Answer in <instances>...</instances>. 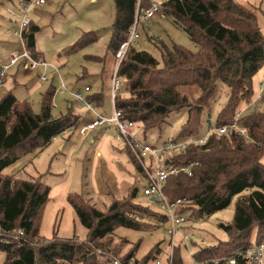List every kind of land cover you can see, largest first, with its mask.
<instances>
[{
    "label": "trees",
    "instance_id": "16d2710c",
    "mask_svg": "<svg viewBox=\"0 0 264 264\" xmlns=\"http://www.w3.org/2000/svg\"><path fill=\"white\" fill-rule=\"evenodd\" d=\"M153 4L187 33L198 46L196 50L161 40L157 45L159 61L150 52L135 47L138 23L147 21L146 13ZM114 9L106 48L112 60L110 79L116 66L121 77L114 101L121 116L135 122L140 140L157 145L166 140H195L208 128L233 125L244 130L231 128L223 134L211 131L204 144L191 143L169 156L172 166L194 165L190 174H170L163 191L188 198L180 212L188 211L187 215L198 219L227 208L235 195L249 189L236 201L231 221L219 223L228 239L196 247L193 258L202 264H226V258L235 256L236 264H255L237 253L264 242V102H257L254 109L249 107L250 111L240 110L255 100L258 91L253 89L252 78L264 70V32L257 21L256 6L234 0H114ZM134 26L137 37L129 42L117 64L115 54L129 40ZM37 30L39 27L30 20L23 34L33 57ZM96 39L93 30L86 31L64 54L84 49ZM104 59L85 55V60L102 63ZM220 86L227 87L226 101L211 121L210 106ZM55 90L47 86L41 93L38 113L28 99H18L12 91L0 97V264H108L109 256L100 252L118 257L122 264H131L141 239L120 256L128 240L118 237L119 243L111 247L115 229H152L158 223H168L158 209L135 201L137 186L125 197L110 200L104 208L96 207L83 194L69 193L68 203L87 231L84 240L59 238L56 233L45 239L38 223L49 198V186L39 176L23 179L3 173L18 159L42 151L52 139L81 123L82 117L74 111L75 98L64 111L52 113ZM85 98L95 107L102 106L100 89L87 93ZM180 108L186 109L187 118L177 134L169 136L167 117ZM206 111L209 117L204 122ZM133 163L139 168L136 161ZM161 253L156 243L142 259L146 264ZM170 264H182L178 248Z\"/></svg>",
    "mask_w": 264,
    "mask_h": 264
},
{
    "label": "rangeland",
    "instance_id": "374dc122",
    "mask_svg": "<svg viewBox=\"0 0 264 264\" xmlns=\"http://www.w3.org/2000/svg\"><path fill=\"white\" fill-rule=\"evenodd\" d=\"M17 1H14L15 7L11 2L9 5L16 8ZM234 1L250 7L256 6L257 21L264 32V0ZM7 4L8 2L5 0H0V38H4L5 41L11 39L17 42V38L13 35V28L6 32V9L9 8ZM114 15V0H48L42 6H31L29 16L39 27V30L34 33L33 53H35V59L39 61L43 59L51 67L45 71L42 66L23 69L22 62L11 66L6 72V84L0 90V95L7 92L8 86L14 79L19 82L14 86L15 97L28 99L33 111L38 113L41 106V93L47 86H52L56 89V98H61L60 108L52 110V113L57 115L60 111L65 110L68 102L72 103L73 100L69 93L58 91L57 86L61 76L70 91L83 92L87 84L91 87L88 93L100 89L103 94V102L101 107H96V110L102 114L110 115L112 102L110 101L109 84L112 60L106 48ZM141 22L142 24H140ZM141 22L137 27L139 37L133 44L139 50L150 52L159 61H161V54L157 45L161 44V40L167 44L172 41L180 43L191 51L198 47L188 38L187 33L181 27L176 26L171 18L161 15L159 10L147 15V21ZM89 30L96 33V42L87 45L84 49L64 54V51L71 47L82 33ZM15 46L19 47L20 44L11 47ZM86 54L97 57L105 56V59L102 63L97 60H85ZM53 67L58 70H52ZM43 72L46 73L47 80L41 79ZM252 82L253 89L257 92L260 84L264 82L263 69L255 73ZM226 93L227 87L220 86L210 106V117L206 111L204 122H207L208 117L211 121L215 119L217 112L226 101ZM261 97L258 100L264 102V93ZM256 98L247 107L254 109L259 102ZM85 117L90 118L91 116L86 113ZM186 118L185 108L170 112L167 117V135L175 136ZM261 158L264 163V155ZM133 160L139 162L123 142L117 139L116 132L112 127L98 128L95 132H89L87 135H80L76 129H70L67 133H61L42 151L35 154L30 153L18 159L13 165L6 167L3 173L14 174L23 179L39 176L41 181L49 186V198L43 207L38 223L39 233L42 237L49 239L56 233L59 238L84 240L87 231L79 223L74 209L68 203L69 193L83 194L87 199L93 201L96 207L104 208L110 200L125 197L133 187L137 186L138 194L135 201L157 211L155 202L150 201L142 191L144 176L139 163L140 169L134 165ZM249 192L248 189L235 195L227 208L198 217V219H193L187 215L188 211L185 212L187 221L178 228L179 233L175 234V244L172 249L170 246L171 236L165 232L167 224L159 223L152 229L133 230L123 226L118 227L115 229L116 236L113 237L110 246L114 247L119 243L118 237L127 238L128 243L122 247L120 252V256H122L141 239L136 252H133L134 261L132 260L131 264H145L142 258L156 243H159L162 252L156 258L160 260V264H169L170 257L172 259L176 248H178L182 264H195L193 254L196 247L211 246L217 241L228 239V235L219 226V223L231 221L236 201ZM169 196L180 197L174 191L169 192ZM183 232L192 236V239L187 243L181 241ZM100 253L106 257L109 256L108 264H113L112 259H117L121 263L118 257H114L110 253ZM156 259L153 258L146 264H155Z\"/></svg>",
    "mask_w": 264,
    "mask_h": 264
},
{
    "label": "built area",
    "instance_id": "2783aa9c",
    "mask_svg": "<svg viewBox=\"0 0 264 264\" xmlns=\"http://www.w3.org/2000/svg\"><path fill=\"white\" fill-rule=\"evenodd\" d=\"M46 0H20L18 2V9H13L11 7L6 9L8 15L12 17L16 24V29L13 30V34L17 36L18 40L21 43V46L16 49L10 50L7 55V59L5 61L0 62V86L3 84L4 79L7 75V70L11 68V66L16 65L20 62L23 63L25 68H36L41 67L43 71L47 70L51 65L46 62L45 60H37L35 57H32L30 52L25 46V42H23V34L25 29L30 23V16H29V9L31 6L39 5L45 3ZM158 10L157 6L153 4L152 9L146 13L147 15L156 12ZM137 34L135 33V27L132 28L129 40L123 43L116 52V58H118V62L123 57V53L125 52L129 42L132 38H136ZM58 70L57 68L53 67L52 70ZM58 72V71H57ZM42 80H47V75L45 72L41 74ZM121 77L118 74L117 66L114 69V72L110 79V101L112 102V113L110 115H105L104 113H100L96 110L94 103L87 101L85 96L90 91L91 87L86 86L84 91L81 92L79 90H72L70 91L66 86L65 83L60 76V82L58 87V91L60 92H67L73 98H75L77 102V106L84 109L86 112H91L93 118L80 123L76 130L81 135H86L91 130L96 129L97 127H112L116 132L117 138L120 139L124 146L131 152V154L139 161V165L141 167V171L144 176V184L142 186V191L144 195H146L149 200L154 197L155 205L157 209L162 212L167 217V227L165 232L167 235L171 236L170 238V246L171 249L174 247L175 244V234L179 233L178 228L182 226L186 221L187 218L185 214L181 213L180 210L187 205L188 198L185 196L182 197H171L169 194L163 191V186L165 184L166 179L170 174H177L181 171L190 174L191 167L194 165L193 163L189 165L179 166H172L170 165L169 156L174 153L180 152L182 149L187 148L191 143L193 144H204L208 135L211 131H218L219 133L223 134L228 129L235 128L240 132H244V130H240L239 128L234 127L233 125L218 127V128H208L205 134L195 140L192 139H185L180 141H171L166 140L165 142L157 145L146 143L137 135L136 124L131 120L124 118L121 116V111L116 108L114 97L115 94L120 90L121 85ZM56 92V91H55ZM264 93V82L258 89V93L256 94V99L262 98V94ZM260 101V100H258ZM169 160L168 163L165 164V161ZM22 232V230H19ZM182 241L187 243L192 236L187 233L183 232L181 234ZM237 255L242 256L243 258L251 259L255 261V264H264V242L259 243L258 246L249 247L244 251H239ZM113 264H121L120 261L117 259H112ZM219 259H215L218 261ZM171 261V257H170ZM169 261V264H170ZM226 264H236L235 256H230L229 258L225 259ZM155 264H160V260L156 259ZM195 264H202L195 262Z\"/></svg>",
    "mask_w": 264,
    "mask_h": 264
},
{
    "label": "crops",
    "instance_id": "0c3cea01",
    "mask_svg": "<svg viewBox=\"0 0 264 264\" xmlns=\"http://www.w3.org/2000/svg\"><path fill=\"white\" fill-rule=\"evenodd\" d=\"M2 1V0H1ZM14 1H17V0H5V2H8V4L7 5H9V3L11 2L13 5L12 6H14L15 7V5H14ZM20 0H18L17 2H19ZM47 1L48 0H46V2L45 3H43V4H39V5H34V6H37V7H39V6H42V5H44V4H46L47 3ZM2 3V2H1ZM1 5H3V4H1ZM12 6L11 5H9V7H11L12 8ZM17 6H18V3H17ZM16 6V8L15 9H18V7ZM14 9V8H13ZM31 22H32V24L33 25H35V23L33 22V19H32V17H31ZM5 27H6V32H9L10 31V28H13V29H16V24H15V22H14V20L12 19V17L10 16V15H8V13H7V18L5 19ZM36 26V25H35ZM13 31V30H12ZM1 33V32H0ZM14 35V34H13ZM15 36V35H14ZM16 38H17V36H15ZM20 44V46H21V43H20V41L18 40V38H17V42H16V40H11L10 39V41L9 40H4V38H0V62L1 61H5L7 58V55H8V53L10 52V50H12V49H16V48H19V47H17V46H15V47H11V46H14V45H17V44ZM33 57V56H32ZM23 69H28L27 67L25 68V66H24V68ZM6 77H7V75H6ZM6 77H5V79H4V82H3V84L0 86V90H2L3 88V86H5V84H6ZM12 82V84L10 85V86H8V90H7V92L8 91H12V93L14 94V90H15V88H14V86H15V84H19V82L18 81H14V79L11 81ZM88 85V84H87ZM87 85H85V86H87ZM99 90V89H98ZM6 92V93H7ZM5 94V93H4ZM4 94H1L0 95V97L1 96H3ZM15 95V94H14ZM60 99L61 98H59V99H57L56 98V95L54 94V96H53V98H52V100H51V102H52V108H55V109H57L58 107L60 108V104H61V102H60ZM66 102V101H65ZM60 103V104H59ZM55 105H56V107H55ZM68 106L70 105L69 103L67 104ZM96 108V107H95ZM248 108L249 107H247V108H245V105H243V106H241L240 107V109L241 110H248ZM74 111L76 112V113H78V114H80V117H82L81 118V123L82 122H85V121H88V120H90V119H92L93 118V115H92V113L91 112H86V111H84L83 110V108H81V107H78L77 105H75L74 106ZM86 113H89V115L91 116L90 118L88 117H85V114ZM98 128H107L106 126H104V127H97L96 129H94V130H91V131H88V132H95ZM110 128V127H109ZM78 132V131H77ZM64 133H67V132H64ZM79 133V132H78ZM80 134V133H79ZM89 134V133H88ZM81 135V134H80ZM87 135V134H86ZM59 136V135H58ZM58 137H55L54 139H52V141L51 142H53V141H55L56 139H57ZM118 139V138H117ZM50 142V143H51ZM50 145V144H49ZM48 145V146H49ZM47 147V146H46ZM89 200V199H88Z\"/></svg>",
    "mask_w": 264,
    "mask_h": 264
},
{
    "label": "water",
    "instance_id": "95a60500",
    "mask_svg": "<svg viewBox=\"0 0 264 264\" xmlns=\"http://www.w3.org/2000/svg\"><path fill=\"white\" fill-rule=\"evenodd\" d=\"M169 160L166 159L165 164L168 163ZM151 200H154V197L151 198Z\"/></svg>",
    "mask_w": 264,
    "mask_h": 264
}]
</instances>
